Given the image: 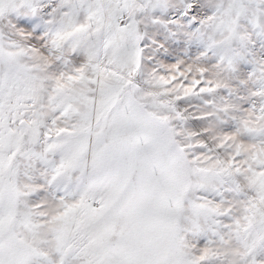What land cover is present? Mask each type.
<instances>
[{"label": "snow or ice", "instance_id": "obj_1", "mask_svg": "<svg viewBox=\"0 0 264 264\" xmlns=\"http://www.w3.org/2000/svg\"><path fill=\"white\" fill-rule=\"evenodd\" d=\"M0 264H264V0H0Z\"/></svg>", "mask_w": 264, "mask_h": 264}]
</instances>
